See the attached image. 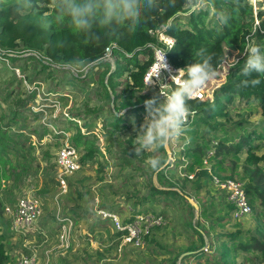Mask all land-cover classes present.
Segmentation results:
<instances>
[{"label": "trees", "instance_id": "16d2710c", "mask_svg": "<svg viewBox=\"0 0 264 264\" xmlns=\"http://www.w3.org/2000/svg\"><path fill=\"white\" fill-rule=\"evenodd\" d=\"M203 1L209 6L208 9L196 7L193 0H159V7L145 12L134 32H129L126 28L98 26L95 29L96 35L87 38L74 33L70 22L60 23L55 20V0H0V60L9 64L12 61L14 64L21 55L33 53L37 56L33 58H38L43 70L51 66L74 68L77 75L70 78V84L81 80L84 75L85 78L90 75L96 77L103 90L102 99L111 105L112 117L102 119L98 128L97 120L101 117L102 108L93 107L86 110L87 116H94L91 122L82 120L81 113H72L67 115L66 130L60 129V136L72 132L70 143L79 150L83 165L105 156L98 144L100 136L107 139L108 136L130 131L134 122L132 116L137 118L135 126L138 129L146 116L145 101L159 94L158 91L148 93L144 84V75L154 61L153 48L160 44L150 31L155 32L165 26V33L176 40L167 52L169 61L175 68H187L200 61L203 56L212 55V63L218 72L232 52H238L239 58L231 65L225 82L218 90L213 91L205 100L189 101L195 117L189 122L187 132L191 141L182 152L191 158V163L183 169L185 175H181L182 178H177V181H167L170 185L167 189L158 188L152 182L151 192L165 197L179 196L193 211L194 208L186 198L189 196L195 199L202 210L195 225L200 227L201 223L204 230L200 232L194 228L192 233L201 246L195 248L196 245H191L180 252L178 257L194 251L182 257V262L193 259L197 264H264L263 225L257 227V235L246 236L241 231L222 232L216 233L212 238L211 229L217 225L223 226L224 216L211 219L208 225L203 224L200 216L207 215L211 207L205 208L206 204H202L187 191L189 182H193L194 189L201 190L206 180L213 182V174L217 175L225 170V159L235 164L238 155L244 154V188L252 208L258 204L261 207L260 214H264V153L258 154L264 149V76L255 73L245 75L242 71L247 59L245 48L250 42L264 50V0H256V9L250 0ZM191 6L196 8L192 9ZM183 17H188L186 22L182 21ZM108 49L113 63L107 60ZM255 79L260 82L253 84ZM20 81L29 83L25 74ZM174 88L175 85L172 84V89ZM13 95V91H2L0 99L8 101ZM237 103L245 104L250 111L256 107L262 114L261 123L249 129L250 114H237L238 118H235L233 109L238 108ZM12 104L13 109L8 113L0 107V190L10 177L7 174L9 169L13 171L15 179L33 170L32 135L36 130L28 135L24 134L27 126H19V116L21 108L26 104L20 97H16ZM122 111L123 114H117ZM49 131L46 128L41 137ZM60 136L55 135L56 138ZM124 143L125 153L128 150L132 154L136 153L131 137ZM154 152L157 154L155 157L162 161L160 169L152 172L157 173L159 182L166 179L167 172L175 171V164L182 165V161L174 157L166 164L169 157L165 148ZM210 152L213 155L209 156ZM51 156V153L46 152L47 158ZM11 157L16 163L12 162ZM205 160L212 162L210 170L205 166ZM191 174L194 175L192 179ZM47 184L46 182L45 185ZM177 188L185 195L181 196ZM47 190L44 188L42 191ZM226 203L233 212L234 206L229 200ZM4 205L5 202L0 197V264L10 261L6 245L9 235L4 233ZM209 205L212 206L211 203ZM137 213L132 212L124 222L133 219ZM187 225L192 226V223L188 222ZM160 227L162 226L153 228L151 232ZM122 235V232H116L120 240ZM148 237L149 234L144 236V243ZM206 238L209 241L207 245ZM216 243H219L217 252ZM210 254H214V259H210ZM239 258L241 261H238ZM172 264H176V261Z\"/></svg>", "mask_w": 264, "mask_h": 264}, {"label": "rangeland", "instance_id": "374dc122", "mask_svg": "<svg viewBox=\"0 0 264 264\" xmlns=\"http://www.w3.org/2000/svg\"><path fill=\"white\" fill-rule=\"evenodd\" d=\"M250 2L256 9L257 1ZM200 7L203 10L209 8L204 1ZM212 15L213 13L211 17ZM187 19L188 17H183L182 21L186 22ZM33 57L37 56L33 53L21 55L14 64L12 61L9 64L5 60H0V94L2 91L14 92L10 100L0 99V107L8 113L13 109V100L20 97L26 105L21 108L19 126H27L24 131L26 135L36 130L32 135L33 170L15 179L13 171L8 168L7 174L10 177L3 183L0 197L3 202L13 206L19 197L30 194L39 199L41 204V215L35 229L26 235H14L9 232L11 240L6 245L10 261L7 264H13L21 255L32 251L36 253L39 264H172L175 261L176 264H197L193 259L182 262L184 253L179 257L178 255L191 245H196L195 248L201 246L192 233L194 228L200 232L204 230L201 223L200 227L195 225L202 210L199 208L198 211H192L179 196L165 197L153 195L151 192L152 182L158 188L167 189L170 186L167 181H177V178L185 175L183 169L191 163V158L182 152L189 146L191 141L189 135L187 134V140L181 137L169 144L172 153L168 157L170 156V160L174 157L182 161V165L175 164V171L167 172L166 179L159 182L157 173H152L153 169L147 163L149 158L157 156L156 152L145 151L139 154H132L129 150L128 153L124 152V142L127 138L131 137L136 147L137 130L144 122L142 121L136 129L137 118L132 116L134 122L130 131H123L113 137L108 136L107 139L99 135L98 144L105 156L98 158L96 162H85L79 171L67 178V187L62 188L57 180L59 168L56 155L63 143L66 141L70 143L72 132L60 136V129L66 130L67 127L65 124L67 115L81 113L82 120L88 123L94 116H87L86 110L101 107V117L97 120L100 128L102 119L112 117V108L102 99L103 90L94 75L86 78L84 75L81 80L70 84L68 83L70 78L77 75L74 68L51 66L43 70L38 58ZM238 58V52H232L225 60L217 75L208 82L205 99L225 82L231 65ZM107 60L113 63L111 57ZM17 67L24 72L29 83L20 81L24 74ZM236 106L238 108L233 109L235 118H238L237 114H250L249 129L263 120L261 112L256 110V107L250 111L245 104L237 103ZM123 112L117 114L121 115ZM126 124L130 125V122L126 121ZM46 128L50 131L41 137ZM55 135L60 137L56 138ZM46 152L52 156L47 158ZM263 153L264 149L258 154ZM11 159L16 163L13 157ZM244 159V154L238 155L236 163H233L235 167L230 160L225 159L223 161L225 170L217 173V176H221V179L232 177L244 186L242 168ZM211 163L208 162L207 166H211ZM262 166L264 167V164ZM51 179L54 181L50 182ZM187 187L192 197L207 205L205 208L211 207L207 215L200 216L203 224L208 225L211 219L224 216V225H217L211 229L212 238L216 233L222 232L241 231L246 236L257 235V227L264 226V214H260L261 207L258 204L252 208L251 214L241 220L233 219L232 209L226 203L227 192L218 188L211 180H206L204 188L198 191L194 189L193 182H189ZM44 188L48 190L43 192ZM177 192L181 196L185 195L179 188ZM99 210L117 214L122 222L129 219L132 212L144 215L155 213L163 218L164 223L162 227L150 232L146 243L136 246L122 241V238L120 240L116 236L112 221L102 219ZM188 222L192 223V226H188ZM63 234L69 235L70 244L67 249L61 243ZM208 242L206 238V245ZM218 248L219 243H216L215 252ZM213 256L214 254H210V259H214ZM238 261H241V258Z\"/></svg>", "mask_w": 264, "mask_h": 264}, {"label": "clouds", "instance_id": "9594fccd", "mask_svg": "<svg viewBox=\"0 0 264 264\" xmlns=\"http://www.w3.org/2000/svg\"><path fill=\"white\" fill-rule=\"evenodd\" d=\"M193 2L196 7L203 4V0ZM158 7L159 0H55V20L60 23L68 21L74 33L91 38L96 35L95 29L98 26L126 28L129 32H134L144 13ZM245 53L247 59L243 73L264 76V50L250 42ZM212 60V55L203 56L200 61L179 69L177 75L170 76L175 85L174 90L164 93L161 89L169 84L163 82L162 72L171 70L165 56L161 59L156 80L152 79L147 85L149 87L158 83L160 92L145 101L146 116L137 130L136 154L166 148L181 137L188 139L186 134L191 116L189 101L196 98L217 75ZM259 82V79L252 81L253 84ZM147 163L153 170H159L162 166L159 157H151Z\"/></svg>", "mask_w": 264, "mask_h": 264}, {"label": "built area", "instance_id": "2783aa9c", "mask_svg": "<svg viewBox=\"0 0 264 264\" xmlns=\"http://www.w3.org/2000/svg\"><path fill=\"white\" fill-rule=\"evenodd\" d=\"M165 29L166 27L163 26L155 32L150 31L151 34L156 36L160 44L153 48L154 61L144 75L146 91L160 92L158 83L150 85L149 87H147V85L152 79L156 80L155 75L160 66V61L164 56L166 63L170 66L171 72H162L161 78L163 79V82L169 84L161 89L162 92L171 93V91L174 90L172 89L173 82L170 76L177 75L178 70L181 69L173 67L169 61L167 52L174 46L176 40L167 35L164 31ZM108 57H110V49H108ZM207 88L208 87L206 85L194 99L205 100ZM194 117L195 112H191L189 122L193 121ZM211 155H213V152L209 153V156ZM80 158L81 155L79 150L68 141L63 143L59 148L56 155V161L59 168L57 180L62 188L67 187V178L81 169L82 164ZM208 162V160L204 161L205 166L208 165ZM207 167L210 170V166ZM193 176L194 175L191 174L190 179H192ZM212 179L214 185L227 192V199L234 206V210L232 212L233 219L241 220L244 216L252 213V206L249 203L248 195L244 186L240 182L233 178L221 179L219 176L214 174L212 175ZM98 213L102 215V219H110L112 221L116 232L123 233L121 236L122 241L136 246L144 244V236L150 234L153 228L162 226L164 223L163 218L156 214L144 215L143 213H137L134 215L133 219L127 222H122L118 219V215L111 211L99 210ZM40 215V201L30 194L19 197L13 206L8 203H5L4 205V219L7 221V223H5L9 228V232L14 235H26L31 230L35 229V224ZM66 220L67 218L64 221ZM61 243L67 249L70 244L69 235L63 234L61 236ZM13 264H39V262L36 253L32 251L21 255V257H19Z\"/></svg>", "mask_w": 264, "mask_h": 264}, {"label": "water", "instance_id": "95a60500", "mask_svg": "<svg viewBox=\"0 0 264 264\" xmlns=\"http://www.w3.org/2000/svg\"><path fill=\"white\" fill-rule=\"evenodd\" d=\"M161 99H162V97H161ZM165 150H166V152H167L168 155H170V154L172 153V152H171L170 145H168V146L165 148ZM169 161H170V156H169V158H168L166 164H168ZM186 198H187L188 202L191 204V206L194 208V210L198 211V210H199V205H198L197 202H195L194 198H191V197H189V196H186ZM191 253H193V252H186V253L183 254V256H185V255H189V254H191Z\"/></svg>", "mask_w": 264, "mask_h": 264}, {"label": "crops", "instance_id": "0c3cea01", "mask_svg": "<svg viewBox=\"0 0 264 264\" xmlns=\"http://www.w3.org/2000/svg\"><path fill=\"white\" fill-rule=\"evenodd\" d=\"M4 233H6L7 235H9V238L6 240V244L10 243V240H11V235L9 233V228L8 227H5L4 228ZM12 244V243H11ZM9 253V252H8ZM10 254V253H9Z\"/></svg>", "mask_w": 264, "mask_h": 264}]
</instances>
